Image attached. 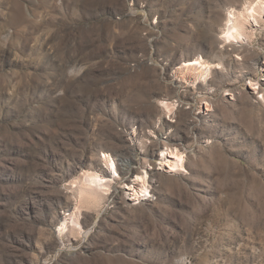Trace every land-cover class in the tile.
<instances>
[{
    "label": "rangeland",
    "instance_id": "374dc122",
    "mask_svg": "<svg viewBox=\"0 0 264 264\" xmlns=\"http://www.w3.org/2000/svg\"><path fill=\"white\" fill-rule=\"evenodd\" d=\"M262 1L0 0V264H264Z\"/></svg>",
    "mask_w": 264,
    "mask_h": 264
},
{
    "label": "bare ground",
    "instance_id": "6f19581e",
    "mask_svg": "<svg viewBox=\"0 0 264 264\" xmlns=\"http://www.w3.org/2000/svg\"><path fill=\"white\" fill-rule=\"evenodd\" d=\"M249 8L251 9L250 13L252 15L251 14L246 15L244 13H239L237 17L236 16L231 17L232 20H236V22L234 21L228 29L230 33V38L232 39L231 43L240 44L244 41L243 39L244 34L242 32L244 29H245V32L250 31L249 33L253 32V34H256L255 31L257 30L255 29L259 26L260 23L258 22L259 20H257L256 16L254 15L258 16L260 14L258 13V11H256V5H251V7ZM257 8L260 9V13L263 15L262 18L264 19V1H262L261 4H258ZM250 17H252L253 19L251 20ZM201 64L202 63L200 60H191V61L185 62L183 65L178 67V70L181 73L180 76L182 75L183 79H186L188 74H191L194 77L196 74L197 76V74H200L202 70H199L195 73V70L197 69L196 66L201 65ZM200 67H202V65ZM261 68H262V71L264 72V66ZM261 81H264V78H262ZM257 85H260V88H259L260 92H258ZM250 90L252 91V93H255V94L257 93V95L259 93L263 94L264 93V83L262 82L261 84L260 82L255 83L251 81ZM171 107L172 106L167 102L164 105V108L168 109L169 112L173 111ZM206 111L208 112L209 108H207ZM104 157H105V161L103 163L105 164V166H108L110 171L108 172L104 171L103 173L98 172L99 170L97 172L91 171L85 177L86 183H83V184H86L87 188L85 190L89 192L88 195H90V198L92 199L96 197L98 198L101 193H103L104 195L105 193L107 194V192L109 193V191L112 188V184L116 181L115 178H118V177L121 178L114 159L107 154H104ZM185 158L186 157L183 152H181L177 148L172 149L171 147L162 149L161 154L159 155L160 165L163 166L168 171V173H171V174L185 170L184 169ZM147 178H148V173H142V172L137 173L136 172L133 174L130 183L124 184V189L126 190L125 193H128V195L132 197L131 200H134L135 202H139V201H143V198L146 196H149L150 198L151 192H149L150 194H147L148 193L147 191L149 189L148 187H146L149 183ZM71 218L72 219L70 220H72V223L75 224L76 222L74 219V214H73V217L71 216Z\"/></svg>",
    "mask_w": 264,
    "mask_h": 264
}]
</instances>
